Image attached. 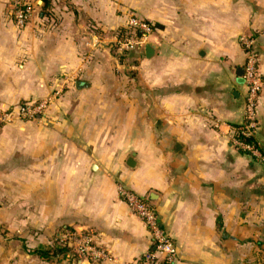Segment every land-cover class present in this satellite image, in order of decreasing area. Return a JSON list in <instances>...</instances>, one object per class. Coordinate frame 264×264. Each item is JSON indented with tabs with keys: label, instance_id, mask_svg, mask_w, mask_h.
Returning <instances> with one entry per match:
<instances>
[{
	"label": "crops",
	"instance_id": "crops-1",
	"mask_svg": "<svg viewBox=\"0 0 264 264\" xmlns=\"http://www.w3.org/2000/svg\"><path fill=\"white\" fill-rule=\"evenodd\" d=\"M34 3L20 28L0 0V106L49 99L41 118L0 125V264L142 255L150 237L120 185L152 203L174 243L176 261L157 264H264V162L231 142L245 94L239 36L252 34L264 153V0H154V81L120 74L105 51L135 3ZM67 231L91 233L112 259L58 253Z\"/></svg>",
	"mask_w": 264,
	"mask_h": 264
},
{
	"label": "built area",
	"instance_id": "built-area-1",
	"mask_svg": "<svg viewBox=\"0 0 264 264\" xmlns=\"http://www.w3.org/2000/svg\"><path fill=\"white\" fill-rule=\"evenodd\" d=\"M35 0H11L10 13L18 27H24L30 18ZM128 28L139 30L141 38H134V43H141L143 37L150 33L151 25L142 18L130 15L127 21ZM130 42V40L128 41ZM239 42L244 51L242 81L245 87L244 103L242 107V120L234 127L231 142L236 149L257 160L264 162V153L261 152L256 140L258 129L257 104L263 80L258 70V52L256 50V37L252 34H242ZM129 44L133 45L131 41ZM145 44V43H144ZM124 43H121V47ZM49 99L35 101H22L9 107L0 106V125L12 124L23 120L39 119L44 115ZM119 197L126 203L130 211L139 217L147 229L151 248L127 264H157L160 261L174 263L177 252L168 233L161 227L158 214L152 203L145 197L120 185ZM63 245H67L68 254L76 257L77 261L92 263L106 262L112 259L110 252L102 245L95 243L89 232L64 233Z\"/></svg>",
	"mask_w": 264,
	"mask_h": 264
},
{
	"label": "rangeland",
	"instance_id": "rangeland-1",
	"mask_svg": "<svg viewBox=\"0 0 264 264\" xmlns=\"http://www.w3.org/2000/svg\"><path fill=\"white\" fill-rule=\"evenodd\" d=\"M111 3L117 4V5L118 4L125 5V6L127 3H130V4L135 3L136 6L134 8L129 7L128 8L129 10L125 11L126 16L129 14L130 15L134 14L137 17L147 20L152 25H154V19H153L154 0H111ZM52 12L53 11L50 8H48L47 10H44V14H46L47 16L51 15V17H54ZM120 13H121V10H120ZM147 15H150V16H147ZM147 17H151V18H147ZM123 27H126L128 29L127 23L124 26L116 29L115 31L116 39L105 44L106 46L105 51H110L111 54L114 56L116 63L120 65L119 67L121 69L120 74H123L133 79L136 78V74H138V78L141 79L138 72L142 71L143 79H146V80L152 79L154 81V55L148 59L145 58L144 56V43L147 41L154 43V28L150 30V33L147 34L146 37H143L141 43L135 44L133 39L136 37L141 38L142 37L141 33L134 36L133 33H129V32L125 33V29ZM129 29L131 31H136V30H133L132 28H129ZM121 34L123 36H121ZM129 40L130 42L131 41L133 42V45L129 44L130 43L128 42ZM121 43H124L123 47H121ZM96 48H99L100 51H103L102 45L97 44L95 45L94 49ZM141 63H143V67L138 66ZM136 64L138 65L136 66ZM58 253H61V249L58 250Z\"/></svg>",
	"mask_w": 264,
	"mask_h": 264
},
{
	"label": "water",
	"instance_id": "water-1",
	"mask_svg": "<svg viewBox=\"0 0 264 264\" xmlns=\"http://www.w3.org/2000/svg\"><path fill=\"white\" fill-rule=\"evenodd\" d=\"M42 0H39V3H41ZM154 45L150 42V41H147L145 42L144 44V54H145V57L147 58H150L154 55ZM242 72H243V68L242 67H239L238 70L236 71V75L241 79V76H242ZM88 86V83L86 82H82V81H76L75 82V87L77 89H80L82 87H86Z\"/></svg>",
	"mask_w": 264,
	"mask_h": 264
},
{
	"label": "trees",
	"instance_id": "trees-1",
	"mask_svg": "<svg viewBox=\"0 0 264 264\" xmlns=\"http://www.w3.org/2000/svg\"><path fill=\"white\" fill-rule=\"evenodd\" d=\"M50 1L51 0H42V5H41V7L42 8H46V7H48L49 6V4H50ZM145 21H147V20H145ZM150 25H151V28H155V26L154 25H152L149 21H147ZM124 29H125V33H127V32H129V33H133L134 34V36L135 35H137V34H140L141 32L139 31V30H136V31H131L129 28V31H128V29L126 28V27H123ZM123 29V30H124ZM121 36H123L122 34H121ZM119 37V36H118ZM66 248H68L67 247V245H63V248L61 249V250H64V249H66ZM59 249V250H60ZM32 252H34V253H37V254H39L40 256H42V257H47L48 256V254H47V250H37V249H35L34 251H32Z\"/></svg>",
	"mask_w": 264,
	"mask_h": 264
}]
</instances>
